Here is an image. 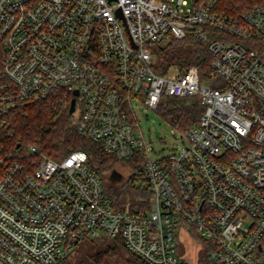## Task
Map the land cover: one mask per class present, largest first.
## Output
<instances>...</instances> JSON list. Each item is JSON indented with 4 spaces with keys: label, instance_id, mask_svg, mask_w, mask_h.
<instances>
[{
    "label": "built area",
    "instance_id": "obj_1",
    "mask_svg": "<svg viewBox=\"0 0 264 264\" xmlns=\"http://www.w3.org/2000/svg\"><path fill=\"white\" fill-rule=\"evenodd\" d=\"M215 2L0 0V128L60 94L79 135L134 162L116 184L148 195L145 213L117 210L85 152L56 159L14 138L0 148V264H61L86 239L118 236L144 264H264V7L233 16ZM186 39L208 73L153 69V47ZM163 96L202 108L165 153L134 113ZM182 236L199 255H185Z\"/></svg>",
    "mask_w": 264,
    "mask_h": 264
},
{
    "label": "trees",
    "instance_id": "obj_2",
    "mask_svg": "<svg viewBox=\"0 0 264 264\" xmlns=\"http://www.w3.org/2000/svg\"><path fill=\"white\" fill-rule=\"evenodd\" d=\"M254 6L264 7V0H216L215 2L217 11L233 16H241ZM157 48L160 50L164 66L161 69L155 68L157 72H163L173 64L183 66L194 64L202 74L208 73V56L190 40H173L169 41L166 47L157 46ZM63 106L59 94L29 103L20 113L5 117L4 126L0 128V148L3 150L14 148L16 145L14 138L21 137L25 143L36 144L40 150L56 159L71 151L81 150L88 156V165L99 175L110 172L116 164H124L131 170L135 168L133 161L122 162L107 155L97 143L79 135ZM155 112L173 128L184 133L190 126L198 123L202 108L191 105L184 98L163 96ZM9 131H13L12 138H8ZM103 187L105 189L104 183ZM105 193L114 199V208L122 212L139 214L145 213L148 209V195L142 183H130L124 189L110 187L108 192L105 189ZM94 239L96 238L86 239L84 242L90 243ZM79 245L61 264H144L125 247L120 236L110 241L105 240L100 245H89L80 252L81 255L72 260L78 252Z\"/></svg>",
    "mask_w": 264,
    "mask_h": 264
},
{
    "label": "rangeland",
    "instance_id": "obj_3",
    "mask_svg": "<svg viewBox=\"0 0 264 264\" xmlns=\"http://www.w3.org/2000/svg\"><path fill=\"white\" fill-rule=\"evenodd\" d=\"M162 43L159 45V47H166L167 43ZM159 48L153 47L152 52H153V58H152V67L153 69L155 68H162L164 67L162 65V58L159 53ZM174 65V64H173ZM174 69L170 68V72L172 73ZM205 74V72H203ZM138 105V104H135ZM134 113L139 125V128L143 134L145 142L148 144L150 148H152L153 152H161L165 153L167 149L176 147L178 145H181V137L178 135L177 139H175L176 132H171L173 127L167 123L159 114H157L155 111L152 110H142L141 106H136L134 109ZM121 166L123 169H125V165H119L116 164L115 168L117 171L121 170ZM127 169V168H126ZM110 172H103L100 174V177L103 180L104 186L106 191L108 192L110 187H118L120 189H124L127 184H130V182H121L120 184L116 183H111L108 180V175ZM110 241L107 239H100L96 238L90 243L82 241V244L78 246V252L72 257V260H75L79 255H81V251H84L89 245L91 246H96L100 245L104 241ZM180 246L183 244L184 250H186V256L190 254L191 257H195L200 254L201 247L200 246H195L194 243L190 242L189 238L182 236L180 238Z\"/></svg>",
    "mask_w": 264,
    "mask_h": 264
},
{
    "label": "water",
    "instance_id": "obj_4",
    "mask_svg": "<svg viewBox=\"0 0 264 264\" xmlns=\"http://www.w3.org/2000/svg\"><path fill=\"white\" fill-rule=\"evenodd\" d=\"M76 94V92H75ZM74 104L75 101L74 99L71 100V104H70V108H69V114H71L74 111ZM122 175L116 170L113 169L110 171L109 175H108V180L111 183H117L119 181H121Z\"/></svg>",
    "mask_w": 264,
    "mask_h": 264
}]
</instances>
